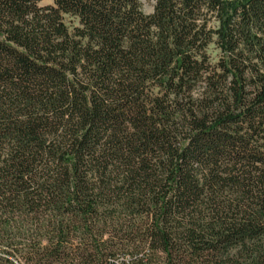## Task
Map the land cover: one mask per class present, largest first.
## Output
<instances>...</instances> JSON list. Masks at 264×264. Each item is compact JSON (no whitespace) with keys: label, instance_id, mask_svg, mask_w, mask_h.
<instances>
[{"label":"trees","instance_id":"trees-1","mask_svg":"<svg viewBox=\"0 0 264 264\" xmlns=\"http://www.w3.org/2000/svg\"><path fill=\"white\" fill-rule=\"evenodd\" d=\"M43 1L0 0V264H264V0Z\"/></svg>","mask_w":264,"mask_h":264},{"label":"rangeland","instance_id":"rangeland-1","mask_svg":"<svg viewBox=\"0 0 264 264\" xmlns=\"http://www.w3.org/2000/svg\"><path fill=\"white\" fill-rule=\"evenodd\" d=\"M53 4H54V0H44L42 3H40V6L41 7L52 6ZM148 9H149V7H148ZM66 21H67L69 26L75 24L74 21L72 19H70V18H67ZM210 53L213 55V57H216L217 51L215 50V47H213V46L211 47Z\"/></svg>","mask_w":264,"mask_h":264}]
</instances>
